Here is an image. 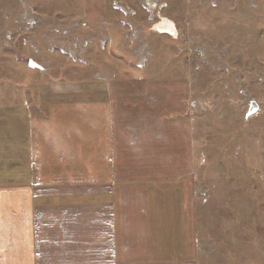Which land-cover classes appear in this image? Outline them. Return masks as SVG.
I'll return each mask as SVG.
<instances>
[{
  "label": "rangeland",
  "instance_id": "obj_1",
  "mask_svg": "<svg viewBox=\"0 0 264 264\" xmlns=\"http://www.w3.org/2000/svg\"><path fill=\"white\" fill-rule=\"evenodd\" d=\"M153 2L0 0V182H28L36 149L48 168L85 165L106 118L87 106L110 88L163 90L196 264H264V0ZM159 17L176 39L152 31Z\"/></svg>",
  "mask_w": 264,
  "mask_h": 264
},
{
  "label": "crops",
  "instance_id": "obj_2",
  "mask_svg": "<svg viewBox=\"0 0 264 264\" xmlns=\"http://www.w3.org/2000/svg\"><path fill=\"white\" fill-rule=\"evenodd\" d=\"M133 89L88 104L106 118L89 128L85 165L61 155L48 168L36 149L29 183L0 182V264H196L175 130L161 120L175 97Z\"/></svg>",
  "mask_w": 264,
  "mask_h": 264
},
{
  "label": "water",
  "instance_id": "obj_3",
  "mask_svg": "<svg viewBox=\"0 0 264 264\" xmlns=\"http://www.w3.org/2000/svg\"><path fill=\"white\" fill-rule=\"evenodd\" d=\"M152 31L158 32V33H167L172 35L173 37H177L179 32L177 31V25L174 20L168 18V17H159V20L155 22L151 26ZM29 66L33 68H40V65L38 63H35V61L30 60ZM249 110L247 112V117L255 114L257 110L260 108L257 101H252L250 104V107H248Z\"/></svg>",
  "mask_w": 264,
  "mask_h": 264
},
{
  "label": "bare ground",
  "instance_id": "obj_4",
  "mask_svg": "<svg viewBox=\"0 0 264 264\" xmlns=\"http://www.w3.org/2000/svg\"><path fill=\"white\" fill-rule=\"evenodd\" d=\"M150 2H151V4H150V10H151V11H154V9H156V8H155V5H156V4L153 2V0H150Z\"/></svg>",
  "mask_w": 264,
  "mask_h": 264
},
{
  "label": "flooded vegetation",
  "instance_id": "obj_5",
  "mask_svg": "<svg viewBox=\"0 0 264 264\" xmlns=\"http://www.w3.org/2000/svg\"><path fill=\"white\" fill-rule=\"evenodd\" d=\"M171 36H172V35H171ZM178 36H179V34H178ZM178 36H177V37H178ZM172 37H173V36H172ZM177 37H173V38H175V39H176Z\"/></svg>",
  "mask_w": 264,
  "mask_h": 264
},
{
  "label": "built area",
  "instance_id": "obj_6",
  "mask_svg": "<svg viewBox=\"0 0 264 264\" xmlns=\"http://www.w3.org/2000/svg\"><path fill=\"white\" fill-rule=\"evenodd\" d=\"M156 4V3H155ZM149 5V4H148ZM149 9H150V6H149Z\"/></svg>",
  "mask_w": 264,
  "mask_h": 264
}]
</instances>
